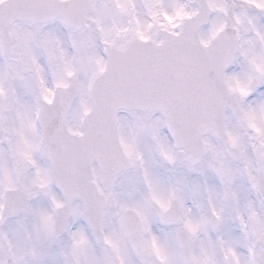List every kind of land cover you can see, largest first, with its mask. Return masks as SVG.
<instances>
[{"label":"snow or ice","instance_id":"snow-or-ice-1","mask_svg":"<svg viewBox=\"0 0 264 264\" xmlns=\"http://www.w3.org/2000/svg\"><path fill=\"white\" fill-rule=\"evenodd\" d=\"M0 264H264V0H0Z\"/></svg>","mask_w":264,"mask_h":264}]
</instances>
